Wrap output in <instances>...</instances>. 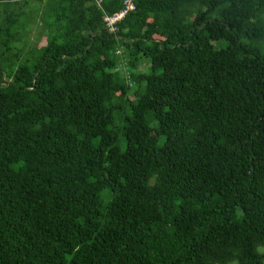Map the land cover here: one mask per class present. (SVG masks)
<instances>
[{
	"label": "trees",
	"instance_id": "16d2710c",
	"mask_svg": "<svg viewBox=\"0 0 264 264\" xmlns=\"http://www.w3.org/2000/svg\"><path fill=\"white\" fill-rule=\"evenodd\" d=\"M136 3L0 0V264H264V0Z\"/></svg>",
	"mask_w": 264,
	"mask_h": 264
},
{
	"label": "built area",
	"instance_id": "2783aa9c",
	"mask_svg": "<svg viewBox=\"0 0 264 264\" xmlns=\"http://www.w3.org/2000/svg\"><path fill=\"white\" fill-rule=\"evenodd\" d=\"M103 0H96L97 4L101 6ZM137 9L136 0H123V6L119 11L112 14H106L104 16L105 27L111 33H116L119 28V24L123 19L131 12ZM117 53H122V50H118Z\"/></svg>",
	"mask_w": 264,
	"mask_h": 264
},
{
	"label": "rangeland",
	"instance_id": "374dc122",
	"mask_svg": "<svg viewBox=\"0 0 264 264\" xmlns=\"http://www.w3.org/2000/svg\"><path fill=\"white\" fill-rule=\"evenodd\" d=\"M36 5V2H34L33 4H32V7H34ZM38 21H40V19H38ZM39 26V25H38ZM38 30V29H37ZM36 32V28H33V30H32V32H30V36H32V33H35ZM226 44V43H225ZM220 45H223L224 46V43H221ZM261 45H262V47H263V54H264V42L263 43H261ZM216 46H219V44H216ZM146 66H147V64H144V66H143V69L144 70H146ZM123 71L127 74V68L126 67H123ZM131 97H132V95H131ZM120 100L122 101V97H120ZM127 112H129V110L127 111ZM259 251L261 252V253H264V247H260L259 248ZM229 264H238L236 261H233V262H231V263H229Z\"/></svg>",
	"mask_w": 264,
	"mask_h": 264
}]
</instances>
